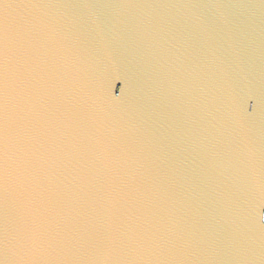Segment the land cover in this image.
I'll return each instance as SVG.
<instances>
[{"label": "water", "instance_id": "obj_1", "mask_svg": "<svg viewBox=\"0 0 264 264\" xmlns=\"http://www.w3.org/2000/svg\"><path fill=\"white\" fill-rule=\"evenodd\" d=\"M0 264H264V0H0Z\"/></svg>", "mask_w": 264, "mask_h": 264}]
</instances>
